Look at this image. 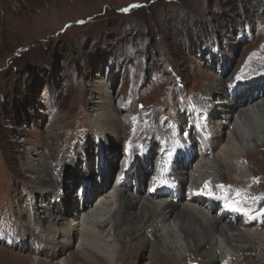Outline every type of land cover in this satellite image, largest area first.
<instances>
[{
  "label": "rangeland",
  "instance_id": "374dc122",
  "mask_svg": "<svg viewBox=\"0 0 264 264\" xmlns=\"http://www.w3.org/2000/svg\"><path fill=\"white\" fill-rule=\"evenodd\" d=\"M260 1L262 6L264 0H244L243 6L238 7L235 0H0V234L4 231L23 237L14 233L17 229L12 232L11 220L17 224L29 181H36L32 174L36 172L34 168L29 170L22 165V161L32 160L27 155L30 150L40 152L47 159L54 156L50 151H59L58 154L63 151L71 161L70 156L74 160L82 158V142H92L95 148L96 139L102 138L108 144L103 141V153L108 149L117 159L121 157L123 139L115 135L116 139L111 137L112 142L103 133L98 137L90 123L91 117H95L94 105L98 100L95 89L100 77L114 82L115 95L111 94V98L113 106L119 108L121 120L126 114L120 116L119 103L125 98L127 81L133 84L136 93L127 98L130 107H124L130 115L127 143L131 144L138 138L137 132L140 136L144 134V125L137 128V121L132 124V109L139 110L140 116L144 113L148 122L151 118L148 116L156 112L168 116L167 120L174 123L180 120V113L174 111L178 95L192 94L193 97H189L194 101L199 94L200 100L202 85L214 77L221 74H226L228 80L244 77L233 73L238 66L249 75L262 70L264 13L261 7H256ZM131 3L144 5L121 11ZM189 47L195 48L196 53L193 50L188 54ZM219 60L224 63L221 68L216 63L211 64ZM114 63L118 67L111 78L106 70ZM132 70L134 76L130 77ZM123 74V94L116 95ZM175 78L182 80L180 90ZM244 86L251 87V84ZM255 88L253 86L252 92L258 90ZM216 97L213 94L210 98L213 110H216L213 102ZM193 101L190 100L187 107L197 104ZM217 113L220 114L218 110ZM157 133L166 136L168 130L157 128ZM228 139L226 136L225 140ZM154 141L157 147L159 139L151 143ZM258 146L247 154L238 150L245 156L239 161L245 160V167L259 175L258 179L254 177L256 180L263 176L264 186V145ZM91 159L87 177L96 188V172L92 171L96 164ZM71 162H67V170L64 165L60 169L64 171L61 175L72 183L68 194L74 202L77 172L69 173L79 165V160L77 165ZM114 171L108 172L107 183L116 177ZM237 175L240 181L247 183L248 172ZM38 176L40 179L41 174ZM146 187L145 176L135 191L144 192ZM107 188L104 187L105 192L112 196V189ZM62 192L65 196V191ZM129 239L119 238L123 243L121 247L114 242L119 253L113 264H143L148 260L146 250L144 260L131 261L140 243L132 244ZM74 245L77 246V242ZM0 247L9 253L0 249V264L29 263L25 255L10 254L11 247L1 243ZM223 249L230 252L226 245ZM245 250V256L261 257L257 246L245 247ZM218 258L225 262L222 255ZM196 259L191 263L199 264L200 257ZM255 261L264 264V258L259 261L256 257ZM240 262L250 264L246 258ZM154 263L170 264L165 259H156Z\"/></svg>",
  "mask_w": 264,
  "mask_h": 264
},
{
  "label": "bare ground",
  "instance_id": "6f19581e",
  "mask_svg": "<svg viewBox=\"0 0 264 264\" xmlns=\"http://www.w3.org/2000/svg\"><path fill=\"white\" fill-rule=\"evenodd\" d=\"M117 67L116 63L111 64L106 70L107 75L113 78V71ZM262 76L263 74H258L255 79L259 80ZM123 80L124 86L125 77ZM105 82L103 77L97 81L98 87L95 90L98 100L95 105L92 103L96 108L94 109L95 117H91L90 123L93 124L94 132L98 136L103 133L111 140V137L115 138L116 135L117 139H123L122 144L128 137L126 132L128 124L118 116L119 108L113 106L111 94L115 95L112 91L114 82L108 80L106 82L108 86ZM127 83L128 89L131 82L127 81ZM102 84H105L103 88L100 87ZM231 85L226 74L214 77L202 85L200 101L207 104L213 94L217 95L213 101L216 110L208 109L202 113V116L207 117L213 131L207 141L204 155L199 157L197 153H194L193 157L196 156L194 160L187 163L179 162L181 160L179 158L176 160V165L172 167V171L168 170L171 160L160 158L155 172L156 177L163 180V177L173 176L177 180V186L179 184L183 186L185 180L193 181L212 172L215 176L226 177L228 181L239 184L243 180H239L237 173H252L246 167L243 168L245 165L237 163L242 159L240 157L244 156L238 150L247 154L253 148L259 147V144L264 145V85L253 83L252 86L260 90L258 93L253 91L247 100V97L243 96L242 102L245 100L243 104L230 99L227 87L230 88ZM123 89L124 87L119 89L116 95L122 93ZM234 91H241V89L234 87ZM124 104L123 107H130L127 99ZM191 111L195 113L194 109ZM137 115L139 110L132 109V116ZM146 119L147 116L142 113L139 124L142 125ZM227 128L228 131H226ZM154 134L153 131L151 136ZM172 135L174 141L178 142L180 138L175 134ZM226 136L229 138L228 141L225 140ZM136 137H140V132H137ZM190 138L193 139V136ZM140 139L133 146H136ZM102 140L98 138L97 142L104 145ZM111 141L114 142L113 139ZM156 143L157 141L153 144L149 142L138 144L145 148L143 164H137L133 156L128 160V164L138 175L137 185L131 186L129 179L127 183H122L118 190L116 189L114 195L107 194L104 186L107 179V166H110L111 162L104 155L101 161L103 168L92 170L101 176L102 184L97 182L98 179L95 180V190L90 184L86 187L83 201L75 204L68 194L72 183L61 175L64 171L60 168L64 165L67 170L69 166L67 162L72 161L71 164L75 162L77 165L76 161L79 160V165L72 169L71 174L75 175L74 172H77V178L74 179L81 181L90 173V163H82L81 158L74 160L71 156L69 161L63 151L60 154H58L59 151L55 153L50 151V154L54 156L47 159L40 152L30 150L27 155L31 156L32 160L22 161V165L29 170L34 168L36 172L32 174L36 181H29V189L24 195V208L20 207V216L16 218L18 222L16 221L15 226L23 237L11 236V239H8L7 234L0 236L1 240L11 241L10 254L25 255L29 262L27 264H113L117 261L116 256L119 253L117 249L115 250L114 242H118L121 247L123 243L119 238L129 237L132 244L140 243V246L136 247V252L132 254V262L144 260L147 250L149 257L143 264H155L156 259H165L170 264H187V258L197 260L198 257H200L199 264H219L217 258L226 253L223 249L226 245L230 249L227 255L230 260L227 264H241L240 260L245 261V258L250 264H258L255 261L256 257L259 261L264 258V226L254 229L245 228L237 222L226 221L225 217L217 218L209 211L204 212V206L196 198H193L190 203L183 204L181 199L171 201V199H164L163 196L147 197L146 192L150 190V186L146 187L144 192L135 191L150 172ZM171 143V140L162 136L161 147L170 146ZM90 145L92 146V142H82L81 147L86 150L85 154L90 153ZM135 149L138 151L140 147L136 146ZM74 154L76 155V151ZM169 155L172 159L177 157L173 150ZM241 168L245 170L242 171ZM37 174H41L40 179ZM173 183L175 184V180ZM62 190L65 191V196ZM87 194L88 197H86ZM75 196L77 198V195ZM260 200L259 196L246 198V202L253 208L256 203L261 204ZM34 201L37 203H33ZM108 227L109 231H107ZM75 242L77 246L74 245ZM256 246L260 248L261 257L259 255L245 256L246 250L243 251L245 247ZM0 249L5 251L2 247ZM216 250L219 252L217 253ZM21 252L24 253L21 254ZM247 252L250 253L249 250Z\"/></svg>",
  "mask_w": 264,
  "mask_h": 264
},
{
  "label": "trees",
  "instance_id": "16d2710c",
  "mask_svg": "<svg viewBox=\"0 0 264 264\" xmlns=\"http://www.w3.org/2000/svg\"><path fill=\"white\" fill-rule=\"evenodd\" d=\"M243 1H244V0H235V5L238 6V7H239V6H243V5H242ZM260 3H261V1L259 2V4H258V2H257L256 7H257V8L261 7V9H262V11H263V13H264V3H263L262 6H260ZM246 4L248 5V1L246 2ZM257 12H258V9H257Z\"/></svg>",
  "mask_w": 264,
  "mask_h": 264
},
{
  "label": "snow or ice",
  "instance_id": "6c2138e0",
  "mask_svg": "<svg viewBox=\"0 0 264 264\" xmlns=\"http://www.w3.org/2000/svg\"><path fill=\"white\" fill-rule=\"evenodd\" d=\"M139 6H140V5H131L130 8H131V7H139ZM129 10H130V9H121V11H125V12H126V11H129ZM205 187H207V182H206V184H205ZM221 187H222V186H221ZM208 194L211 195L212 193L209 192ZM226 206H228V205H226ZM236 210H240V209L237 208ZM262 212H264V210H262Z\"/></svg>",
  "mask_w": 264,
  "mask_h": 264
},
{
  "label": "built area",
  "instance_id": "2783aa9c",
  "mask_svg": "<svg viewBox=\"0 0 264 264\" xmlns=\"http://www.w3.org/2000/svg\"><path fill=\"white\" fill-rule=\"evenodd\" d=\"M218 62H220V63H218ZM214 63H216V64H221V60H219V61H214Z\"/></svg>",
  "mask_w": 264,
  "mask_h": 264
}]
</instances>
